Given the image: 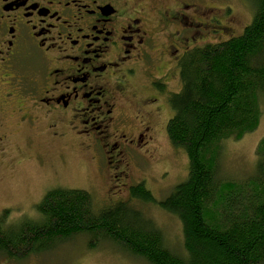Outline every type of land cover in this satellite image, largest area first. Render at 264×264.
Returning a JSON list of instances; mask_svg holds the SVG:
<instances>
[{
  "label": "flooded vegetation",
  "instance_id": "1",
  "mask_svg": "<svg viewBox=\"0 0 264 264\" xmlns=\"http://www.w3.org/2000/svg\"><path fill=\"white\" fill-rule=\"evenodd\" d=\"M202 5L0 0V189L8 170L30 161L45 167L53 141L68 137L108 165L155 144L178 61L220 29L210 24L218 22L213 8ZM16 208L0 205V233L13 227Z\"/></svg>",
  "mask_w": 264,
  "mask_h": 264
},
{
  "label": "trees",
  "instance_id": "2",
  "mask_svg": "<svg viewBox=\"0 0 264 264\" xmlns=\"http://www.w3.org/2000/svg\"><path fill=\"white\" fill-rule=\"evenodd\" d=\"M244 1L252 18L239 35L196 45L178 61L180 88L166 99V130L187 157V177L159 201L142 182L127 185L131 201L157 204L178 219L181 252L130 200L98 206L85 189L52 186L35 205L36 218L2 230L4 255L50 253L79 236L90 250L109 241L144 264H264V138L250 176H218V144L254 132L264 98V0Z\"/></svg>",
  "mask_w": 264,
  "mask_h": 264
},
{
  "label": "rangeland",
  "instance_id": "3",
  "mask_svg": "<svg viewBox=\"0 0 264 264\" xmlns=\"http://www.w3.org/2000/svg\"><path fill=\"white\" fill-rule=\"evenodd\" d=\"M200 1L205 8L206 6L213 8L207 11L215 13L218 22L210 24L219 26L220 29L216 34L207 33L204 38L198 40L197 45L216 43L230 36L239 35L251 21V6L244 0ZM212 29L208 27L207 31ZM179 84V78L176 76L174 81L168 84L169 93H176L180 88ZM259 103L261 115L259 127L241 140L225 139L218 144L220 147L218 176L223 180H245L253 173L255 147L264 138V98ZM162 108L163 119H168L172 111L167 102ZM164 123H161L155 144L140 152L130 151L126 157L132 158L131 161L123 160L121 165L105 164L103 157L102 161L98 158L99 155H94L96 151L82 150L68 137L50 142L51 149L45 150L42 154L48 162L45 167H38L30 161L18 170H8L3 176L6 182L3 189H0V205L5 203L17 207L8 217V221L15 227L24 217L36 218L35 205L52 186L85 189L94 196L98 206L114 205L119 200L129 201L127 185L138 181L148 187L156 201L167 197L169 192L187 177L188 162L184 151L176 149L169 141ZM30 156L32 155H25L26 160L29 161ZM130 204L152 219L156 227L162 231L169 248L181 252L182 232L177 218L163 211L157 204L131 200ZM103 242L105 243L99 242L98 247L90 250L87 248L86 239L82 240L78 236L71 243L61 244V247L50 253L45 251L38 256L28 255L18 258L15 262L6 263L0 257V264H144L141 260L125 256L109 241Z\"/></svg>",
  "mask_w": 264,
  "mask_h": 264
}]
</instances>
